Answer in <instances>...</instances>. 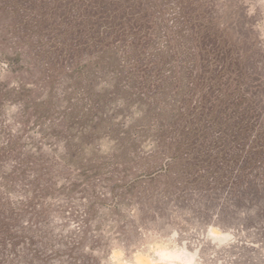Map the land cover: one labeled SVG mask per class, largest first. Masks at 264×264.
Returning a JSON list of instances; mask_svg holds the SVG:
<instances>
[{
  "label": "rangeland",
  "instance_id": "1",
  "mask_svg": "<svg viewBox=\"0 0 264 264\" xmlns=\"http://www.w3.org/2000/svg\"><path fill=\"white\" fill-rule=\"evenodd\" d=\"M0 264H264V0H0Z\"/></svg>",
  "mask_w": 264,
  "mask_h": 264
}]
</instances>
